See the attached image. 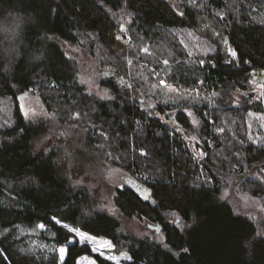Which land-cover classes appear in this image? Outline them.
<instances>
[{"label": "trees", "instance_id": "1", "mask_svg": "<svg viewBox=\"0 0 264 264\" xmlns=\"http://www.w3.org/2000/svg\"><path fill=\"white\" fill-rule=\"evenodd\" d=\"M195 5L0 0V264H75L85 255L96 264H115L84 244H69L75 236L54 217L110 240L113 252L129 256L124 264H264V229L225 195L238 190L264 208V80L259 98L249 90L256 74H264V0ZM199 19L227 36L235 58L201 38ZM187 32L199 35L195 54L182 44ZM58 40L97 51L103 72L117 79L108 84L110 99L85 94L73 70L56 71L46 55L61 59ZM135 63L155 66L158 83L204 96L194 107V148L182 110L172 127L145 106L146 91L142 99L121 92L123 84L130 91L147 88ZM24 93L36 95L62 128L74 130L80 147L145 187V197L132 187L116 189L113 204L124 218L154 231L136 236L64 175L68 148L47 150L44 126L30 124L20 109ZM59 248L66 249L63 261Z\"/></svg>", "mask_w": 264, "mask_h": 264}, {"label": "rangeland", "instance_id": "2", "mask_svg": "<svg viewBox=\"0 0 264 264\" xmlns=\"http://www.w3.org/2000/svg\"><path fill=\"white\" fill-rule=\"evenodd\" d=\"M124 15V16H123ZM120 15L122 20L127 22L125 14ZM201 20V21H200ZM196 31L203 37L210 41L215 47L221 51L228 53L233 57L230 52L233 51L232 46L226 41L224 34L211 22H203L199 19L196 24ZM199 36V35H198ZM194 36L192 32H187L182 44L184 47L190 45L188 48L189 53H197L200 51V44L198 40L200 38ZM71 43V42H70ZM65 41H56L55 46L58 47V52L61 53V59L59 55H46V57L52 58L55 62V69L58 72L64 73L67 70H73L75 73L76 82L81 86L85 94L92 96L96 99L107 100L112 97L108 84L110 80L117 82L115 77H110V74L103 72V68L100 67V59L97 51L93 48H85L74 43L70 44ZM141 51V50H140ZM144 52H147V48H143ZM139 55V53H136ZM41 57L43 55H40ZM152 57V56H151ZM154 59V57H152ZM154 62V61H153ZM139 74L142 75V82L145 81L147 88L142 86L140 89L136 88L134 91H130L124 84L121 85V92L130 95V98H144L146 91V104L149 109L158 110L161 112V116H158L163 121L169 123L172 127H177L176 113L178 110H182L188 117L192 129L186 136L188 144L194 148L198 142L196 136V130L199 124V119L196 117L194 107L204 100V96L201 93H185L179 91L171 86H168L165 81L156 82L157 69L151 65L147 67L145 64H137ZM149 72V76H144V71ZM264 80V74H256L255 82H253L249 90L259 98L262 94V81ZM144 84V82H143ZM145 88V90H143ZM238 94L236 93V98ZM208 100L211 97L207 98ZM237 100V99H235ZM20 109L26 118V120L34 125L40 126L45 129V133L41 140L45 139L46 148L49 150L60 149L61 147L68 148L67 153H63V169H65V176H69L71 182L77 185L86 187L92 198L97 202L101 210L107 212L110 215L115 216L127 229L136 236L148 235L151 231H154V227L147 225L146 222L136 219L124 218L114 207L113 198L115 190L124 186L132 187L141 196L145 197L147 192L145 187L134 179L127 172L111 166L105 157H101L96 152L90 149L82 148L76 140L75 131L71 129L62 128L63 125L57 122L54 116L47 114L43 108L40 99L31 93H24L19 99ZM263 124V123H259ZM257 139L259 136L256 137ZM72 140L77 146H68ZM74 145V144H73ZM202 155V154H201ZM233 194L225 195L228 203L237 211L248 215L250 219L256 221L258 226L264 229V208L262 207L259 199L249 196L246 193H242L238 190H232ZM68 226V225H67ZM71 229H74L68 226ZM78 230V229H74ZM85 237H92L91 241L81 239L76 233L72 232L75 236L69 244L77 241L79 244H84L90 248V250L98 254L115 264H124L129 256L126 253L116 254L113 252V245L110 240L91 236L83 231ZM58 249L60 259L63 261L66 253V249L63 252ZM75 264H96L91 256H81L77 259Z\"/></svg>", "mask_w": 264, "mask_h": 264}, {"label": "snow or ice", "instance_id": "3", "mask_svg": "<svg viewBox=\"0 0 264 264\" xmlns=\"http://www.w3.org/2000/svg\"><path fill=\"white\" fill-rule=\"evenodd\" d=\"M189 2L193 5V6H196L195 5V0H189ZM121 31H124V29H121ZM119 38V37H118ZM230 54L235 58L236 56V53L234 51H231ZM53 221L55 224H58V225H61V227L63 228H67L69 232H76L80 237L81 239H86L88 241H91L92 240V237L88 236V237H85L83 233H80L78 232V230H74V229H71L69 228L67 225L65 224H62V222L60 220H57L55 217L53 218ZM41 229H43L45 226L44 225H40L39 226ZM61 252L64 251L63 248L60 249Z\"/></svg>", "mask_w": 264, "mask_h": 264}, {"label": "built area", "instance_id": "4", "mask_svg": "<svg viewBox=\"0 0 264 264\" xmlns=\"http://www.w3.org/2000/svg\"><path fill=\"white\" fill-rule=\"evenodd\" d=\"M251 71H252V72H254L255 70H254V69H251ZM259 71H260V72H263V70H262V69H260Z\"/></svg>", "mask_w": 264, "mask_h": 264}, {"label": "water", "instance_id": "5", "mask_svg": "<svg viewBox=\"0 0 264 264\" xmlns=\"http://www.w3.org/2000/svg\"><path fill=\"white\" fill-rule=\"evenodd\" d=\"M225 39H226V41H228V42H229V40H228L227 36H225Z\"/></svg>", "mask_w": 264, "mask_h": 264}]
</instances>
